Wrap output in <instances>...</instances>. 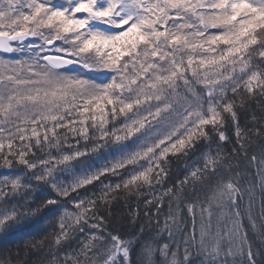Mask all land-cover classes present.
<instances>
[{
  "label": "snow or ice",
  "instance_id": "6c2138e0",
  "mask_svg": "<svg viewBox=\"0 0 264 264\" xmlns=\"http://www.w3.org/2000/svg\"><path fill=\"white\" fill-rule=\"evenodd\" d=\"M40 220L33 264H264V0H0V235Z\"/></svg>",
  "mask_w": 264,
  "mask_h": 264
},
{
  "label": "trees",
  "instance_id": "16d2710c",
  "mask_svg": "<svg viewBox=\"0 0 264 264\" xmlns=\"http://www.w3.org/2000/svg\"><path fill=\"white\" fill-rule=\"evenodd\" d=\"M243 117H242V122H243ZM229 150L231 148V145L228 146ZM244 163L242 161V170L244 167ZM182 168H183V164H175L173 165V169L174 172H176L177 174L180 175V178H183V174H182ZM250 173H251V177H255V168H250L249 169ZM175 179V175L173 177V180ZM243 183L245 184V187H247V182L243 181ZM259 188L256 189V194H257V200H256V206H255V212L258 215L259 211H260V200H259ZM247 201V197H245V202ZM130 203L133 205V207H135V198H133ZM113 215L114 216H118L121 213H126L127 212V208L125 206V202L123 200L120 201L119 204H117L114 208H113ZM107 214V213H105ZM46 227V225L44 224V222L42 220L40 221H35L32 223H29L23 227L18 228L17 230H15L14 232H12L11 234L7 235V236H2L0 235V254L5 253V252H10L11 253V258L14 261L20 260L22 262H27V264H33V262L36 260V257L32 254L30 249H26L25 244L26 241L32 239L33 235L37 234V238H40L44 235V232L39 231L40 229ZM125 227H127V225H125ZM139 226H137L138 228ZM250 237H251V233H250ZM253 241L256 244H259V241L256 240L254 237ZM17 253H19V255L17 256ZM27 253V255H26Z\"/></svg>",
  "mask_w": 264,
  "mask_h": 264
},
{
  "label": "rangeland",
  "instance_id": "374dc122",
  "mask_svg": "<svg viewBox=\"0 0 264 264\" xmlns=\"http://www.w3.org/2000/svg\"><path fill=\"white\" fill-rule=\"evenodd\" d=\"M166 210V209H165Z\"/></svg>",
  "mask_w": 264,
  "mask_h": 264
}]
</instances>
